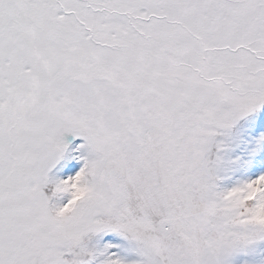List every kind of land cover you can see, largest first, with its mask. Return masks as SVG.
I'll return each instance as SVG.
<instances>
[{
  "label": "snow or ice",
  "instance_id": "1",
  "mask_svg": "<svg viewBox=\"0 0 264 264\" xmlns=\"http://www.w3.org/2000/svg\"><path fill=\"white\" fill-rule=\"evenodd\" d=\"M0 264H264V0H0Z\"/></svg>",
  "mask_w": 264,
  "mask_h": 264
}]
</instances>
